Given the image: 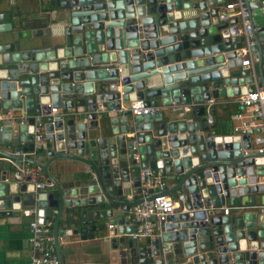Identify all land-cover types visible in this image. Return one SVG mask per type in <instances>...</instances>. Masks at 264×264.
Segmentation results:
<instances>
[{
	"label": "water",
	"instance_id": "1",
	"mask_svg": "<svg viewBox=\"0 0 264 264\" xmlns=\"http://www.w3.org/2000/svg\"><path fill=\"white\" fill-rule=\"evenodd\" d=\"M224 1L53 0L49 21L58 31L30 22L16 29L10 12H0V111L9 113L0 131L31 152L32 115H47L36 151L47 161H29L49 184L35 189L30 176L2 171L0 217L21 200L37 208L39 223L53 216L58 264H264V152L249 138L258 130L228 133L207 106L251 92L255 81L264 87V0H246L255 75L241 65L238 17L219 18L228 13ZM136 99L157 110L121 108ZM110 110L116 115L105 118ZM58 160L81 168L61 171ZM144 169L163 184L145 199H183L139 242L117 208L143 200ZM226 204L231 213L215 212ZM96 230L120 242L116 254L99 245L101 261H76L74 237L93 238Z\"/></svg>",
	"mask_w": 264,
	"mask_h": 264
},
{
	"label": "built area",
	"instance_id": "2",
	"mask_svg": "<svg viewBox=\"0 0 264 264\" xmlns=\"http://www.w3.org/2000/svg\"><path fill=\"white\" fill-rule=\"evenodd\" d=\"M223 9L228 10L229 13H220V19H226L228 16H237L239 19L238 32L243 38L242 46L239 49V55L242 57L241 65L249 67L251 73L255 75L253 53L251 51V47L255 44V39L253 38L254 20L248 3L246 0H231L224 4ZM212 103V100L207 101V106L209 107ZM235 103L239 106L240 111L234 114L237 123L234 125L233 130L257 129L258 131H255L256 133L250 141L252 144L254 142L256 151L264 152V87L255 81L254 89L251 92L235 97ZM128 109L133 115L152 114L157 110L155 107L147 105L142 99L131 101ZM55 111L56 108L52 107L51 113ZM46 116V114L42 113L32 115L34 118V150L31 152L14 151L15 155L21 157L23 163L18 166L19 172L23 176H30L34 182L35 189H44L47 186L46 183L37 181V175L40 170L38 166L30 164L29 161L31 155L43 146L44 134L42 132V124ZM1 117L2 112L0 111ZM140 182L143 200L135 205L121 206L125 218L130 223L135 224V230L130 234L131 238L135 240L151 237L160 223L165 221L166 217L174 211L178 200L183 199V195L181 194L174 200L165 193L145 199L148 188L158 186L159 190L163 189V184L159 179L152 176L149 169L141 171ZM36 209L35 206H32L22 211L24 216L30 218L28 221L30 238L29 260L27 264H58V257L52 243L50 223H39ZM228 210L229 208L222 207L223 214H227Z\"/></svg>",
	"mask_w": 264,
	"mask_h": 264
},
{
	"label": "crops",
	"instance_id": "3",
	"mask_svg": "<svg viewBox=\"0 0 264 264\" xmlns=\"http://www.w3.org/2000/svg\"><path fill=\"white\" fill-rule=\"evenodd\" d=\"M229 1L231 0H225L224 4ZM50 3L53 4V0H0V12H10L11 21L14 22V25L16 22V29L19 27L26 28L27 24L30 22L31 29L40 28L43 30L47 28L48 24H51L53 30L58 31L60 30V26L57 24L52 25V22L49 21V14L54 10V8L50 7ZM224 4L222 6L223 8ZM23 24L24 26H22ZM5 35L7 36L8 34L5 33L3 36ZM212 101L213 103L211 107L214 108V111L212 113L213 120L217 122V126L219 128H226L228 130V133H232L233 127L237 123L236 119L234 118V114L240 111L239 106L235 103V97L219 98L217 100ZM130 103L131 102L121 104V108H124L125 106L129 107ZM1 112L2 117L0 118V126L9 121V113L6 114L3 111ZM58 112L59 110L56 109L53 114H57ZM116 113L117 111L110 110L108 112L107 117L105 118H109V116H115ZM97 118H99V115H97ZM193 119H197V117H193ZM255 133L256 132L250 134V139H253ZM11 146H13V149H9ZM15 150H22V146L19 144V142L15 139H12L11 141L4 140L2 132L0 131V176L2 171H5L6 175L8 176H10V172L14 168L18 171V166L16 165L18 161L23 164L21 160L6 157L4 155V152H8L10 154L15 155ZM30 160H34L39 164H44L47 161V158L43 152H34L31 155ZM58 162L61 166V171L72 172L78 168H81V164H79L78 162H73L70 160H58ZM30 164L32 163L30 162ZM35 166H38L40 170L37 175V181L44 182L49 185L46 182L47 176L41 170L40 166ZM57 171L58 170L56 168L53 169V167L49 169V173L53 177H55L56 179H61L62 176ZM128 198L133 199L134 197L130 195L128 196ZM32 206L33 205L29 201L21 200L19 209L12 210L9 215L0 217V264H27L29 260L30 238V232L28 230V221L30 218L24 216L22 214V211ZM223 207L229 208L227 214L231 213L232 209L229 207L228 204ZM117 209L121 210V206H119ZM215 212L223 214L222 207L216 208ZM53 220V216L47 217L44 222L50 223L52 243L54 250H56L53 239ZM61 225L63 226V223ZM58 228H60V224L58 225ZM101 235L102 234L98 230H96L94 232L93 238L80 239L78 236L74 237L75 243L73 246L76 250V261H101L102 256L94 254V249H97L99 245H101V248L104 251H108V253L113 255L116 254L118 249H114V247L120 244V242L117 239L111 240L109 239V237L102 239ZM145 239L146 238H139L136 239V241L142 242ZM62 253H64V250H62Z\"/></svg>",
	"mask_w": 264,
	"mask_h": 264
}]
</instances>
